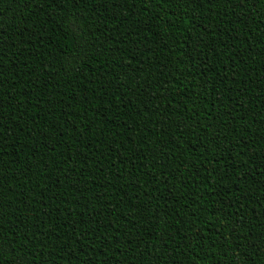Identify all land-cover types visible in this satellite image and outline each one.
I'll return each instance as SVG.
<instances>
[{
  "label": "trees",
  "instance_id": "obj_1",
  "mask_svg": "<svg viewBox=\"0 0 264 264\" xmlns=\"http://www.w3.org/2000/svg\"><path fill=\"white\" fill-rule=\"evenodd\" d=\"M264 264V0H0V264Z\"/></svg>",
  "mask_w": 264,
  "mask_h": 264
},
{
  "label": "snow or ice",
  "instance_id": "obj_2",
  "mask_svg": "<svg viewBox=\"0 0 264 264\" xmlns=\"http://www.w3.org/2000/svg\"><path fill=\"white\" fill-rule=\"evenodd\" d=\"M26 257L20 258V260L18 261V264H26Z\"/></svg>",
  "mask_w": 264,
  "mask_h": 264
}]
</instances>
